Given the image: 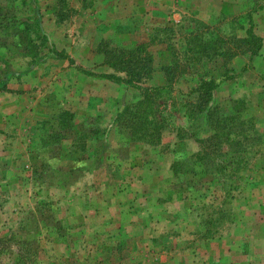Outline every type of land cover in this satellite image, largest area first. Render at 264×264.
<instances>
[{
    "label": "rangeland",
    "instance_id": "374dc122",
    "mask_svg": "<svg viewBox=\"0 0 264 264\" xmlns=\"http://www.w3.org/2000/svg\"><path fill=\"white\" fill-rule=\"evenodd\" d=\"M263 39L264 0H0V264H264ZM145 56L139 85L173 86L155 144L121 118L143 90L104 76ZM211 78L246 150L200 160Z\"/></svg>",
    "mask_w": 264,
    "mask_h": 264
},
{
    "label": "trees",
    "instance_id": "16d2710c",
    "mask_svg": "<svg viewBox=\"0 0 264 264\" xmlns=\"http://www.w3.org/2000/svg\"><path fill=\"white\" fill-rule=\"evenodd\" d=\"M145 60H141L140 63L143 65H138L139 68L149 67V63H151V57L145 56ZM117 67L116 64L112 65ZM180 67V63L175 62L172 65L164 66L165 73L167 74V78L172 82L175 79L176 68ZM127 71L129 75L132 77L130 79L125 80L121 76H117L115 74H104L105 77L110 78L114 82H126L130 85H133L137 88H141L143 90V98L139 100L133 106L127 105L125 106L121 118L129 124L132 128L131 133L133 135H137V139H145L148 138L149 141L153 144L158 143L161 140V134L164 128L163 121H161L159 115L156 112L155 104L158 97L161 95H171L173 92V86L168 83L165 85L158 86H148L146 88H142L139 83L141 79L145 77L151 78L150 71L151 67L145 70H138L132 74L130 68L127 67ZM218 83L215 79H204L201 80L199 85H195L191 88V95H195L196 93L201 91L200 97L196 104L190 102V106L188 107L190 111V119L192 120V124L190 128L192 129L194 123L198 124L199 120H205V123L209 127V130H213L212 133L207 139L197 138L198 142L204 143L207 142L208 146L206 147L204 153L198 155L199 159H209L215 160L216 153L218 150L221 152L220 156H228V151L225 152L224 145H233L238 146L241 150L235 152V156L238 155L239 151H242V154L245 153L243 146V132H236L235 137L233 138V133L227 131V126L229 123L236 119L235 116H230L228 113H218V105L216 106L213 103V92L217 89ZM241 119V117H238ZM132 124V126H131ZM181 128L179 131H182ZM204 154V155H203ZM243 161V160H242ZM234 161H230L233 163ZM238 163V162H236ZM175 172L178 173L180 168L179 165L174 166Z\"/></svg>",
    "mask_w": 264,
    "mask_h": 264
},
{
    "label": "crops",
    "instance_id": "0c3cea01",
    "mask_svg": "<svg viewBox=\"0 0 264 264\" xmlns=\"http://www.w3.org/2000/svg\"><path fill=\"white\" fill-rule=\"evenodd\" d=\"M260 54L263 56H255V59H254V62H255V65L258 66H264V39H263V46H262V49L260 51ZM256 70H259V68H256ZM232 253V252H231Z\"/></svg>",
    "mask_w": 264,
    "mask_h": 264
}]
</instances>
